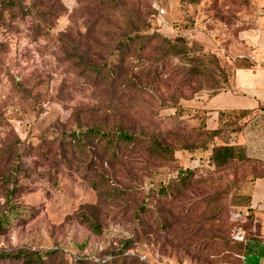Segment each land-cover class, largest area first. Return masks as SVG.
<instances>
[{"label":"rangeland","instance_id":"374dc122","mask_svg":"<svg viewBox=\"0 0 264 264\" xmlns=\"http://www.w3.org/2000/svg\"><path fill=\"white\" fill-rule=\"evenodd\" d=\"M10 1L0 0V218L9 221L0 254L53 253L50 264H252L257 255L264 264V210L248 200L263 164L216 170L210 151L179 150L183 139L194 150L206 140L205 101L251 65L247 34L264 27V0ZM140 31L181 39L186 53L163 61L160 39L140 52ZM97 130L158 136L174 161H152L144 145L111 157L88 137Z\"/></svg>","mask_w":264,"mask_h":264},{"label":"trees","instance_id":"16d2710c","mask_svg":"<svg viewBox=\"0 0 264 264\" xmlns=\"http://www.w3.org/2000/svg\"><path fill=\"white\" fill-rule=\"evenodd\" d=\"M4 4H6L8 7L16 5L14 1H10V0H4ZM260 10H261V7H260ZM158 39H160V45L164 46V49H165V57L163 61L167 60L168 57H179V56H183L186 53V46L183 40L179 39V40L171 41V40L162 38L160 35L148 34V33H144L143 31L138 32V35L136 37V40H138L139 42L140 52L145 51V49L151 43H153L154 41ZM181 44H183V46H181ZM253 66L254 65L251 63V65L247 67L239 68V70L250 69ZM92 70L93 69L91 67H87L86 72H90ZM218 94L219 93L212 94L208 98H212ZM261 110L264 111V106H262ZM204 114H205V120H204V125L202 129L204 131V134L206 135V140L199 147H196V149L194 150L193 145H190L187 140L183 139L182 145L179 146L180 151H189V152H192V151L208 152L210 151L212 154L211 164L216 170H223V169L228 168L231 165L249 163L250 161H255L248 156L247 150L244 146L233 145L232 143L233 135L240 133L244 129L246 125V121L250 113L245 112V111L243 112H234V111L219 112L218 113V127L216 130H209L207 128L206 121L208 117L207 116L208 111L205 109H204ZM97 131L88 132V137L92 139H96L99 137V140H103L106 144L107 150L110 152L112 151V153H110L111 157H114V158L117 157L118 148L120 145H123V146L131 145L134 148L137 145H144L143 149L145 150L148 158L151 159L152 161L162 162L164 164L174 161V150L168 144H166L163 140H161L158 136L144 135L141 138L139 136L127 134L122 131H119V132H112V131L105 132L101 130H97ZM224 134L226 135L227 139L223 140L220 145H216L215 140L221 141V137ZM72 135H73L72 137L74 140L73 142L74 144L83 142V140H81L82 136L79 133L73 132ZM191 174H192L191 171L189 172L185 171L182 177L188 178V177H191ZM258 177L259 176H256L252 179L251 193L248 197L249 201L252 198L253 186ZM90 185L96 191L98 192L102 191L101 185H98L97 183L93 181L90 182ZM127 193H128L127 191L120 192L119 195L127 196ZM249 201L246 206L249 205ZM145 213H146L145 210H141V214H145ZM7 218H8L7 216L0 218V232L8 225L9 221ZM79 221L87 225L89 230L94 235L101 236L104 232L103 227L100 225V222L98 221V219L88 213L81 211L79 213ZM129 248H130V243L128 242L125 244L122 250V253H124L125 250ZM243 251H245L246 253L247 250L243 248ZM52 254L53 253H41V252L30 251V250H20L16 253H2L0 254V256L4 260H10V261L18 262L21 264H50L46 262L45 257L52 255ZM244 257H245V254H244Z\"/></svg>","mask_w":264,"mask_h":264},{"label":"crops","instance_id":"0c3cea01","mask_svg":"<svg viewBox=\"0 0 264 264\" xmlns=\"http://www.w3.org/2000/svg\"><path fill=\"white\" fill-rule=\"evenodd\" d=\"M247 34V46L250 61L254 65L250 69L238 70L231 89L207 98L204 109L207 114V128L216 130L218 113L222 111L250 113L244 129L234 134L233 145H242L248 156L263 164L264 167V27ZM252 208L264 210V173L259 176L253 186ZM259 256H249L252 264H256Z\"/></svg>","mask_w":264,"mask_h":264},{"label":"built area","instance_id":"2783aa9c","mask_svg":"<svg viewBox=\"0 0 264 264\" xmlns=\"http://www.w3.org/2000/svg\"><path fill=\"white\" fill-rule=\"evenodd\" d=\"M261 16L263 17V20H264V6H261Z\"/></svg>","mask_w":264,"mask_h":264}]
</instances>
